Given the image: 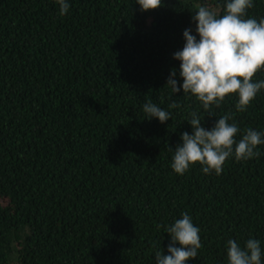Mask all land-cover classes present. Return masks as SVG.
I'll list each match as a JSON object with an SVG mask.
<instances>
[{"label": "trees", "instance_id": "1", "mask_svg": "<svg viewBox=\"0 0 264 264\" xmlns=\"http://www.w3.org/2000/svg\"><path fill=\"white\" fill-rule=\"evenodd\" d=\"M224 2L69 0L61 16L55 0H0V264H154L182 213L202 244L186 264H227L228 239L264 249V145L219 175L170 166L193 112L206 129L230 116L237 141L264 130V90L245 111L235 93L204 110L165 84L195 10L223 15ZM149 101L172 118L145 119Z\"/></svg>", "mask_w": 264, "mask_h": 264}, {"label": "clouds", "instance_id": "2", "mask_svg": "<svg viewBox=\"0 0 264 264\" xmlns=\"http://www.w3.org/2000/svg\"><path fill=\"white\" fill-rule=\"evenodd\" d=\"M59 15L67 14L69 0H55ZM141 11L156 9L162 0H135ZM254 0H225L223 15L206 5L195 10L191 20L195 22V35L192 29L182 32L183 47L172 54L179 61L178 73L170 70L165 84L172 93L190 94L201 102L204 110L211 106L219 107L225 97L235 93L236 111H245L256 95L264 90V79L253 80V76L264 71V17L259 20L248 17L247 10ZM182 78L177 82L176 76ZM164 84V85H165ZM145 119L155 118L160 123L168 121L171 113L152 103L142 106ZM186 121L191 133L182 132L180 143L172 152L171 168L177 175H184L194 164H199L204 174L219 175L224 162L232 157L235 160H248L259 155L257 147L264 145V130H245L238 141L240 131L231 117L221 116L211 128H204L202 117L195 112ZM170 237L167 255L161 249L154 254V264H186L198 258L202 247L200 229L194 225L187 213H182L170 226H165ZM258 239L249 237L243 246L233 239L226 241L227 264H264V249ZM178 245V246H177Z\"/></svg>", "mask_w": 264, "mask_h": 264}]
</instances>
